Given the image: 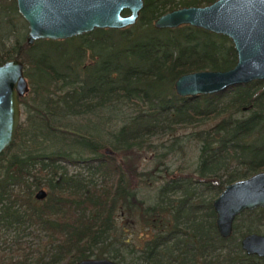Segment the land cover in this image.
Wrapping results in <instances>:
<instances>
[{
    "label": "trees",
    "instance_id": "16d2710c",
    "mask_svg": "<svg viewBox=\"0 0 264 264\" xmlns=\"http://www.w3.org/2000/svg\"><path fill=\"white\" fill-rule=\"evenodd\" d=\"M213 1L143 0L131 26L28 47L15 1L0 0V64L18 56L29 85L19 98L25 119L0 154V264L89 257L125 264V250L138 253L139 264H264L246 255L240 241L232 250L234 235L242 238L250 226L241 232L235 224L223 238L212 207L227 184L264 171V80L180 97L179 76L230 69L236 52L225 35L153 26L168 11ZM71 41H78L77 55L63 70L34 55L43 43ZM243 108L248 113L239 115ZM189 125L202 126L190 134L198 144L194 176L166 181L149 203L129 178L148 175L149 183L140 163L142 153L158 149L152 138ZM175 144L181 149L177 138L167 147ZM64 164L80 165L87 175L68 173ZM39 189L47 192L42 200L35 198ZM245 214L250 225L264 224V207Z\"/></svg>",
    "mask_w": 264,
    "mask_h": 264
},
{
    "label": "water",
    "instance_id": "95a60500",
    "mask_svg": "<svg viewBox=\"0 0 264 264\" xmlns=\"http://www.w3.org/2000/svg\"><path fill=\"white\" fill-rule=\"evenodd\" d=\"M27 24L25 43L67 40L94 29H123L136 23L143 0H14ZM127 11V12H124ZM190 25L227 36L236 63L227 70H201L182 74L174 82L180 97L222 92L230 86L264 79V0H215L205 6H185L157 17V29ZM29 91L23 62L15 56L0 64V154L10 147L20 124L19 98ZM110 152V151H107ZM47 192L39 189L35 198ZM215 226L229 238L235 218L245 210L264 207V171L227 184L213 199ZM248 255L264 258V235L250 233L240 240ZM72 264H117L109 258H83Z\"/></svg>",
    "mask_w": 264,
    "mask_h": 264
},
{
    "label": "rangeland",
    "instance_id": "374dc122",
    "mask_svg": "<svg viewBox=\"0 0 264 264\" xmlns=\"http://www.w3.org/2000/svg\"><path fill=\"white\" fill-rule=\"evenodd\" d=\"M78 41H71L65 43H59L57 45L43 43L35 52L34 55L37 58L46 57V62L48 64H54L58 69L63 70V64H66L76 57V52L74 51L76 44ZM63 68V69H62ZM29 93V91H28ZM27 93V94H28ZM26 94V95H27ZM33 96V93L30 94V98ZM228 97H224L223 102H227ZM21 116L20 122L25 119V107L20 105ZM129 112V111H126ZM247 108H243L239 115L247 114ZM84 122V120L82 121ZM211 125V121L205 122L202 126ZM197 125H189L183 128H179L173 134L159 135L152 138L151 142L158 146L156 151H145L142 153V161L140 163L141 170L143 172H150L151 181L148 183V175L143 177V181H137L134 178H129L132 186L136 187L138 190L139 197L143 199L149 198V203H153L155 201V196L158 188L164 184L166 181H169L173 178H184L186 176H194L193 170L195 168V162L198 154V144L191 139V132L195 131L199 127ZM95 130H98V127H95ZM175 138L178 140V144L181 145V149L177 144L172 146L170 149L167 147L171 141ZM68 173H76L80 172L84 176L87 175V171L84 167L80 165H71L64 164ZM147 180H146V179ZM45 189V188H44ZM46 190V189H45ZM216 198V197H215ZM133 222V221H132ZM256 221H254L255 223ZM235 224L240 226V231H246V228L250 226V229L257 233L264 234V224L260 225H250L249 218L246 215H239L235 221L233 222V227ZM133 231L137 234H141L143 232L140 229V226H136L134 224ZM233 241L231 243L233 252H237L238 250L235 248V243L240 241L241 237H239V233H236L233 237ZM30 240L35 244L37 241L31 236ZM242 250V249H241ZM243 251V250H242ZM224 251L221 252V255ZM124 254V263L125 264H139V261L135 259L136 253L127 255V251H123ZM222 260V258H220ZM219 264H225L223 261H220Z\"/></svg>",
    "mask_w": 264,
    "mask_h": 264
},
{
    "label": "flooded vegetation",
    "instance_id": "af4514ba",
    "mask_svg": "<svg viewBox=\"0 0 264 264\" xmlns=\"http://www.w3.org/2000/svg\"><path fill=\"white\" fill-rule=\"evenodd\" d=\"M262 80H264V79H262ZM259 208H263V207H257V208H255V209H253V210H256V209H259ZM246 211H251V210H245V211H243L241 214L244 215ZM241 214H240V215H241ZM245 215H246V214H245ZM238 216H239V215H238ZM238 216H237V217H238ZM237 217H236V218H237ZM236 218H235V219H236ZM234 221H235V220H234ZM233 230H234V227H233ZM250 233L262 234V233H257V232L251 231V232H249V233H246L244 236H246L247 234H250ZM232 234H233V233H232ZM262 235H264V234H262ZM231 236H232V235H231ZM244 236H243V237H244ZM240 240H241V239H240ZM240 247H241V245H240ZM241 249H242V248H241ZM243 252L246 254V252H245L244 250H243ZM246 255H248V254H246ZM249 256H256V255H249ZM256 257H257V256H256ZM258 258H259V257H258Z\"/></svg>",
    "mask_w": 264,
    "mask_h": 264
}]
</instances>
